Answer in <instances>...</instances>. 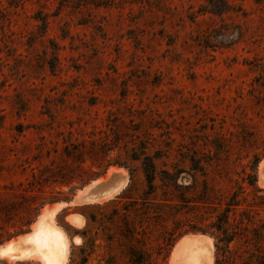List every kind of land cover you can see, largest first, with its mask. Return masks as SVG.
I'll return each instance as SVG.
<instances>
[{
	"label": "rangeland",
	"instance_id": "rangeland-1",
	"mask_svg": "<svg viewBox=\"0 0 264 264\" xmlns=\"http://www.w3.org/2000/svg\"><path fill=\"white\" fill-rule=\"evenodd\" d=\"M251 162L264 189V0H0V264H46L30 243L46 219L65 264H173L199 235L212 264H257L237 213L226 254L200 231Z\"/></svg>",
	"mask_w": 264,
	"mask_h": 264
},
{
	"label": "trees",
	"instance_id": "trees-1",
	"mask_svg": "<svg viewBox=\"0 0 264 264\" xmlns=\"http://www.w3.org/2000/svg\"><path fill=\"white\" fill-rule=\"evenodd\" d=\"M214 14H220L222 12H212ZM141 167L142 172L144 175L145 180V195L147 197H151L156 192V178L158 175V168L153 160V158L146 157L141 161ZM198 165V164H196ZM117 167H124L128 169L127 166L122 164H116ZM250 172L244 171V176H241L240 180H237L235 182V185H233L232 190L229 193V198L227 203L225 204V207H223L222 211L217 215L216 220L211 224L212 232L200 230L204 234H210L214 236L216 239V249L217 253L219 254V251H224V253L229 252V246L230 244L236 239V234H233L234 232L230 231L229 228H231V215L238 214L239 215V224L245 225L244 228L247 230L249 226H252V235L254 236V240H249L247 236L240 232L238 234L245 237V240L248 242L250 241L252 244V247L255 249L256 252L260 253L256 257L257 264H264V242H260L259 239L264 237V218H255V216H258L259 210H264V196H258V194L263 193L264 189L259 188L257 186V167L258 164L251 162V165L249 166ZM193 170H197V168H192ZM129 170V169H128ZM202 171V170H201ZM207 172V169H205ZM205 171H202L205 173ZM164 175H169V172H162ZM105 174V173H104ZM104 174H101L100 176H103ZM130 178L132 180L133 175L130 172ZM98 176V177H100ZM173 184H169L172 187L176 188L178 187V183L175 179L172 180ZM167 182V180H166ZM208 182V181H207ZM130 185L127 186V188L122 192L121 195L128 194L130 191ZM206 193H202L204 198L206 197V200L213 199V193L214 190L210 186V183H207L206 186ZM209 190V191H208ZM178 199H183L181 196H175ZM181 197V198H180ZM145 200H149V198H145ZM167 201V199H164L163 202ZM184 202V200H183ZM162 205H166L165 203H159ZM160 206V207H161ZM151 208V207H150ZM159 208V207H158ZM216 263H218V260H216Z\"/></svg>",
	"mask_w": 264,
	"mask_h": 264
},
{
	"label": "bare ground",
	"instance_id": "bare-ground-1",
	"mask_svg": "<svg viewBox=\"0 0 264 264\" xmlns=\"http://www.w3.org/2000/svg\"><path fill=\"white\" fill-rule=\"evenodd\" d=\"M262 178L264 180V174ZM50 224L46 219L44 225H41L42 229L30 243H34V251L42 253L46 264H65V252L67 250L65 235L53 228ZM212 249L213 244L209 237L202 235L183 237L174 248L172 262L173 264H212Z\"/></svg>",
	"mask_w": 264,
	"mask_h": 264
},
{
	"label": "water",
	"instance_id": "water-1",
	"mask_svg": "<svg viewBox=\"0 0 264 264\" xmlns=\"http://www.w3.org/2000/svg\"><path fill=\"white\" fill-rule=\"evenodd\" d=\"M264 171H260L261 177ZM122 181L121 175L114 173L106 181L97 182L85 189L83 195H81L80 200L92 201L101 198L106 192L111 191L113 188L118 186Z\"/></svg>",
	"mask_w": 264,
	"mask_h": 264
}]
</instances>
